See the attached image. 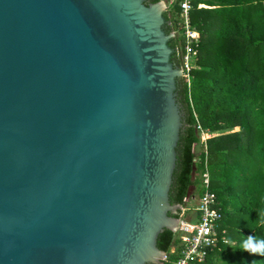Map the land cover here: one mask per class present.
Instances as JSON below:
<instances>
[{
    "label": "water",
    "instance_id": "water-1",
    "mask_svg": "<svg viewBox=\"0 0 264 264\" xmlns=\"http://www.w3.org/2000/svg\"><path fill=\"white\" fill-rule=\"evenodd\" d=\"M163 0H0V264H161L183 127Z\"/></svg>",
    "mask_w": 264,
    "mask_h": 264
},
{
    "label": "trees",
    "instance_id": "trees-1",
    "mask_svg": "<svg viewBox=\"0 0 264 264\" xmlns=\"http://www.w3.org/2000/svg\"><path fill=\"white\" fill-rule=\"evenodd\" d=\"M164 17L175 48L181 40L177 2ZM189 18L200 33L199 52L189 86L182 77L177 82L183 127L169 201L186 205L190 186L199 196L207 172L228 241L196 264H264V255L239 249L248 235L264 239L258 215L264 211V0H192ZM173 60L179 66L175 52ZM202 132L209 133L204 140ZM174 244L171 230L158 234L160 250L168 253Z\"/></svg>",
    "mask_w": 264,
    "mask_h": 264
},
{
    "label": "built area",
    "instance_id": "built-area-1",
    "mask_svg": "<svg viewBox=\"0 0 264 264\" xmlns=\"http://www.w3.org/2000/svg\"><path fill=\"white\" fill-rule=\"evenodd\" d=\"M172 2H177L179 7L178 28L181 36L174 52L180 61L181 77L189 86L191 71L197 66L200 33L191 25L189 18L192 0H170V4ZM208 135L209 133L202 132L201 140ZM202 186L203 191L198 196L196 204L191 207L187 203L178 210V222L174 231L175 244L162 256L161 264L202 262L221 242L228 241L226 229L221 226L222 214L216 196L209 190L207 172L203 175ZM172 254L175 256L171 257Z\"/></svg>",
    "mask_w": 264,
    "mask_h": 264
},
{
    "label": "clouds",
    "instance_id": "clouds-1",
    "mask_svg": "<svg viewBox=\"0 0 264 264\" xmlns=\"http://www.w3.org/2000/svg\"><path fill=\"white\" fill-rule=\"evenodd\" d=\"M260 222L264 223V211L259 214ZM227 243V241H225ZM239 249L247 251L248 253H255L258 255H264V239H254L251 235H248L246 239L240 241Z\"/></svg>",
    "mask_w": 264,
    "mask_h": 264
},
{
    "label": "rangeland",
    "instance_id": "rangeland-1",
    "mask_svg": "<svg viewBox=\"0 0 264 264\" xmlns=\"http://www.w3.org/2000/svg\"><path fill=\"white\" fill-rule=\"evenodd\" d=\"M163 1H164L165 5H166V9L163 11V13H165L167 11V8H169V6H170V0H163ZM195 152L197 153L198 152V149H196ZM187 198H188L187 199V203H188L189 206L192 207L193 205L196 204L198 196H197V190H196V187L195 186H190L189 187L188 194H187Z\"/></svg>",
    "mask_w": 264,
    "mask_h": 264
},
{
    "label": "flooded vegetation",
    "instance_id": "flooded-vegetation-1",
    "mask_svg": "<svg viewBox=\"0 0 264 264\" xmlns=\"http://www.w3.org/2000/svg\"><path fill=\"white\" fill-rule=\"evenodd\" d=\"M148 1H150V0H148Z\"/></svg>",
    "mask_w": 264,
    "mask_h": 264
}]
</instances>
